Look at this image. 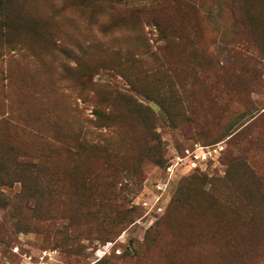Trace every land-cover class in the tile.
<instances>
[{"label": "rangeland", "instance_id": "374dc122", "mask_svg": "<svg viewBox=\"0 0 264 264\" xmlns=\"http://www.w3.org/2000/svg\"><path fill=\"white\" fill-rule=\"evenodd\" d=\"M126 1L2 0L0 264H264V0Z\"/></svg>", "mask_w": 264, "mask_h": 264}, {"label": "built area", "instance_id": "2783aa9c", "mask_svg": "<svg viewBox=\"0 0 264 264\" xmlns=\"http://www.w3.org/2000/svg\"><path fill=\"white\" fill-rule=\"evenodd\" d=\"M216 154L217 148L215 146L199 145L192 150H186L184 154H175L170 161L168 171L173 173L175 169L178 170L179 168L185 167L196 169L201 167L203 163H206Z\"/></svg>", "mask_w": 264, "mask_h": 264}, {"label": "trees", "instance_id": "16d2710c", "mask_svg": "<svg viewBox=\"0 0 264 264\" xmlns=\"http://www.w3.org/2000/svg\"><path fill=\"white\" fill-rule=\"evenodd\" d=\"M128 4V0L126 1V3H125V5H127ZM134 8V7H133ZM132 9V8H131ZM130 9V10H131ZM2 10V0H0V11ZM2 12V11H1ZM1 12H0V14H1ZM160 32H162V35H164L165 36V32H164V30L160 27ZM12 114H10V113H7V114H4V115H1L0 117V120L3 122V123H5V124H7V125H10L11 124V122L13 121L12 120ZM173 158V157H172ZM172 158L170 159V161L172 160ZM14 166H16V164H14Z\"/></svg>", "mask_w": 264, "mask_h": 264}]
</instances>
